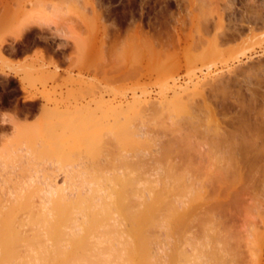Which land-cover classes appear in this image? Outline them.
I'll list each match as a JSON object with an SVG mask.
<instances>
[{"label":"rangeland","instance_id":"obj_1","mask_svg":"<svg viewBox=\"0 0 264 264\" xmlns=\"http://www.w3.org/2000/svg\"><path fill=\"white\" fill-rule=\"evenodd\" d=\"M207 1L209 2V0ZM211 1L209 5L212 8L218 1V5L216 4L215 7H222V9L218 8L220 12H222L224 5L228 4L223 10V12L229 10L228 14L223 13L225 15L223 20L225 27L222 26L223 23L221 26L228 30L232 28L231 22H225L231 21L232 17L234 25L236 24L237 27L243 25V30L239 32L241 35L236 36L235 33V37L229 39L223 37L220 39L219 37L217 39L218 36L215 35V32L213 35L212 31L211 36L207 34L206 36L203 35L204 37L183 35L179 39L175 34L174 21L171 19L173 15L171 12L175 14L178 11L175 1L172 0H162L163 22L161 25L158 20L159 0H0V40L3 37L7 40L2 48V56H0V117H2L0 119V123H2L0 124V152L8 150V154L0 157V220L9 218L10 213L17 220H21L23 215L27 216L31 205L35 209L38 201L41 200V192L38 190L41 187H47L42 182L48 175H56L58 185L65 186L66 179H69L64 171L67 167V169H74L75 172H72L75 176L73 181L76 182L74 185L82 189L86 183L97 179L94 178L93 180L96 174L99 175L97 177L101 182L97 181L100 192L105 196L104 191H108L109 194L113 185L110 180L112 177L115 179L114 172L116 170L114 169L118 170V167H114L117 166V163L124 165V161H127L126 164L129 165V168H124V171L128 169L130 173L128 174L127 170L126 174L124 171H122L123 174L119 173L122 169L116 173L122 175L123 178L127 175L124 181L125 183L129 181L126 186L130 185L131 187H125V190L122 191L132 198L136 202H134L135 204H139L138 202L141 201L152 202L155 199L152 196L153 193L157 196L160 194L161 198L164 196L158 205V209H162L161 212L163 211L164 215L159 216L160 209L155 207L153 213L156 212L157 217H159H155V221L151 223L163 225L157 227L154 224L155 226L152 225L149 228L151 225L149 224L148 230H146L153 237H147L151 240V242L148 241L150 246L147 245V242L143 244L152 250L150 253L155 255L156 260L154 257L155 262L151 260L155 264H171L173 261L175 263L180 253H177L178 251L187 252L189 253L188 257L190 255L192 257V259L190 258L191 262L185 261L184 253H181L183 257L180 254L179 261L182 264H264V147H262L263 150L259 148L251 150L246 145L244 146L243 138L238 136L237 140L235 138L230 139L238 141L236 146L233 145L226 152L216 153L206 151L208 144L201 140L206 134L204 130L208 125L210 136L215 134L217 130L219 136L223 138V136H229L231 133L228 132L232 130V133L236 132L242 137V133L238 129L255 122V114L252 111L250 113L249 110L237 113L236 108L234 109L236 114L234 110L232 115H224L221 112L216 114L219 110L218 108L215 109V106L216 101H223L224 99L227 101L228 97L236 96L239 92L246 91L247 88L253 90V93L258 92L257 96L254 94L257 99L258 97L259 99L262 98V94L264 95V23L261 20L255 21L253 19L259 25L254 23L250 16L255 18L256 15L249 11L251 7H255V5L257 7V4L264 6V0H228L230 3L234 2L230 4L231 7H229L227 0L225 2L224 0ZM250 4L252 6H249ZM56 6L60 14L57 15L56 22H52L47 17H53ZM230 12L233 15L229 14ZM246 15L249 17H247V21H245ZM248 20L250 22L247 24ZM44 21L45 23L51 22L50 24H55L63 30L70 41L53 40L51 33L55 30V26H52L51 29L44 28L42 30L39 25H35V23ZM244 21L246 25H244ZM227 23H230V28H227ZM252 24L253 26L249 29L248 26ZM236 25L235 32H238L237 30H241V27L237 29ZM186 28L184 27V29ZM20 33L22 35L18 39ZM41 37L47 39H41ZM59 43H66L68 46L57 51V44ZM67 57H70L71 61L66 59ZM219 80L224 83L219 85ZM217 81L221 87H217ZM226 84L228 85L226 86ZM175 92L178 95H175ZM180 96L182 97L180 103L184 101V104L177 105L176 100L179 101ZM190 98L193 100L190 101ZM170 99L175 101L178 107H181L177 108L178 110L176 107H170L168 104ZM205 99L207 107L211 104V109L213 108L215 112H209L204 108L203 101ZM193 102H196V106L201 110L204 111L205 109L206 114H204L208 118L203 117L204 114L202 115L204 129L202 126V128L199 127L197 134L195 129L191 131L193 127L189 125L195 120L193 118L195 116L193 115L194 109L191 105ZM133 103L138 104L135 110L136 115H134V111L130 112L129 120L132 119L131 116L133 115L135 120H132L133 125L129 124V128L134 129L132 126L136 124L141 131V136L138 141L136 140L139 143H137L138 147L135 145L136 141L131 142V148L135 146V149L133 148L132 151L129 149L128 154L127 149L129 147L126 148V153L123 150L122 142L118 143V140L124 139L116 138L118 136L116 134L122 133L119 130V125L126 124L125 118L119 122L116 120V124L112 125L114 119L119 118L114 114L112 115L111 111L109 113V107L106 106L114 105L116 107L122 104L119 106L128 107L129 104ZM139 105H141L140 108ZM54 108L67 114L63 115L62 112V115L57 114L48 117L51 115L49 114L50 110H56ZM181 108L183 109L181 110ZM77 111L85 113L84 116ZM59 115L64 117L61 119ZM252 115L254 119H251L253 118ZM224 116H228L227 118L230 116L229 120ZM235 116L241 120H237L238 117ZM71 117H73L72 120ZM75 118L76 121H74ZM233 120L235 121L233 122ZM217 122L221 123L218 124L220 128L216 126ZM230 122H233V126ZM223 127L228 129L226 133L224 131L227 129L221 130ZM114 131L118 132L115 133L116 137ZM200 131H204L202 135ZM221 131L225 133L223 136ZM205 136V138L208 137V135ZM128 137L129 141L132 137L129 135ZM205 141L207 142V140ZM47 143L49 144L48 147L46 146ZM27 147H32L33 155L35 154L34 156L30 154V159L24 158V150ZM57 150L59 152L62 150L66 155H62L63 152H58L61 154L58 155ZM47 151L53 152V154L50 155ZM49 156L50 158L46 159ZM52 157L56 159L54 160ZM49 159H53L54 162L49 161ZM130 164H132L133 169L136 167L134 171L137 175L133 174L134 171L132 168L130 169ZM123 165L119 166V169ZM138 168L140 173H137ZM93 174L95 176H92ZM128 175L138 182L135 179H130ZM134 175L138 176L137 178H140L141 181ZM130 180L134 181L133 184ZM31 183H35L39 189L35 188V185L33 188H29ZM108 183L111 185L109 184V186ZM68 184H72V181ZM133 185H135L136 190L138 186L142 185L139 188L142 189V192L137 190L138 195L142 194L139 195V198L135 197ZM31 189H36V193L33 192L32 197L28 195L24 198L27 194L25 192L31 191ZM23 198L28 201L33 200L35 204L32 201L27 202V204ZM143 204L139 205L142 206ZM139 205L137 209H144V206L140 207ZM133 206L134 204L131 209L134 208ZM171 207L182 212L181 218L173 219V221L172 218L170 219ZM33 214H29L31 216L28 215L25 225L20 227V230L22 228L24 231H28L30 228L32 236L30 231L19 232L21 235H17H20L23 241H18L20 238L15 236L18 238L16 242V238L12 237L15 239H10L13 242L9 241V245L12 244L10 247L8 245L11 250L9 251L6 247L8 249L6 253L11 252L14 248L12 252L21 256V252L27 251L26 249L29 247L25 242L30 239L34 240L33 237L38 235L37 233L36 235L32 234L35 232L31 229L34 225L29 224L33 220L31 217L35 216ZM101 215L106 216L107 214L97 215L86 225L91 226L87 232L90 233V230L93 229L88 237L90 252L85 250L89 252V255L84 254V250L83 252L75 250L76 252L72 255L70 253L82 243L79 240L80 244L77 242L78 245H75V241L81 235H86L82 232L81 235L78 234L80 236L78 238L77 234L75 235L76 239L73 235L69 236L73 237L75 241L66 239L68 238L66 236V240L75 242V246L71 245L74 243L72 241L68 243V248L69 244L73 247L70 246L69 257L64 254L65 248H62L64 239L58 245L55 244L57 247L53 245L54 249L49 247L52 249L51 251L54 250L53 259H51L52 256L49 257L50 261L48 259L50 264H64L70 255L73 256L80 252L85 257L92 255L91 258L93 257L92 259L97 261L99 259L97 258L98 251L95 252L94 244L91 241L97 237L96 239L100 243L102 241L99 245L103 246V249L105 244H109V241L106 243L107 238L104 236L106 229L103 230V234V228H100L102 222L99 223L101 225L97 224ZM107 217L109 219V214ZM164 217L171 222L166 223L168 220L165 221ZM57 218H59L58 222L55 221L57 224L59 223V226L56 225L58 229L61 225L63 227V224H66V219L62 212L59 216L57 215ZM119 218L121 219V217ZM80 220L82 221V219ZM80 220H78L79 223ZM127 222H125L126 229H130L131 223ZM173 225L177 227L174 230ZM68 226L70 228L69 224L63 229L70 230ZM62 227H60V231H62ZM60 231L58 232L60 235L64 231L65 234L67 232L66 229ZM27 233H29V236L27 235L28 240L26 239ZM47 235L46 232L45 236ZM60 235L58 238L61 239ZM54 236L56 238L55 234ZM107 236L109 238V235ZM129 239L131 241H129L130 247L128 248L131 249V252L133 249L138 250V253L145 250H142L141 247V249L132 247L134 243L137 245L134 235ZM84 243L88 242L85 241ZM140 244L141 242H138V247ZM86 247L88 248V246ZM149 248L148 252L144 251L143 256L149 253ZM118 249L120 251L122 247ZM129 250L127 252L125 249L121 251H125L122 253V258L124 254L128 256V253H131ZM105 252L104 257L107 254ZM135 252H133L134 257L139 255L142 257V253L137 254L136 252L135 254ZM28 253L25 252L24 256ZM102 255L99 254L98 257ZM149 255L145 257L147 258ZM2 256L1 252L0 264H5V262L7 264H28L23 258L17 259L18 261L15 259L16 262L11 260L13 262L9 263L3 260ZM24 256L22 255V257ZM169 256L172 257L170 262ZM65 257L68 258L63 260ZM134 257H132L134 263L129 257H124V261L120 260L123 263L135 264L138 259H141L139 257L134 260ZM102 259L104 258L100 260L102 261ZM108 260L102 262L110 263ZM48 261L45 260L47 264ZM84 261L87 262L85 264H90L89 260ZM41 262L37 261L38 264ZM115 262L111 263L114 264ZM117 262L119 263V260ZM140 262L142 264L141 260ZM153 262L152 264H154ZM73 263L70 262V264Z\"/></svg>","mask_w":264,"mask_h":264},{"label":"bare ground","instance_id":"obj_2","mask_svg":"<svg viewBox=\"0 0 264 264\" xmlns=\"http://www.w3.org/2000/svg\"><path fill=\"white\" fill-rule=\"evenodd\" d=\"M172 1H175V3H176V5H177V10L178 11H176L177 13H173V12H171L170 14L172 15V20L174 21V24L173 25H175V28H174V30H175V34L178 36V38L180 37V36H183V35H185V36H206V34L209 36H211L212 35V33H213V35H214V32H215V35L216 36H218L217 37V39L220 37V39H221V37H223L224 39H229V38H232V37H235V33H236V36L238 35H241V33H239L240 31H242L243 29H242V26L243 25H240L239 27H237V25H236V28L237 29H239L240 27H241V30L239 29V30H237L238 32H235V25H234V23L232 22V17H231V15H233V14H231L232 12H230L229 14H231V15H229L230 17H231V21L230 20H228V21H225V22H231V27L232 28H230V23H227L226 24V26H227V28H230L229 30L228 29H223V27L222 26H224V22H223V20L225 19V15L223 14V13H227L228 14V11L229 10H225L224 12H223V10L224 9H226V6H228V4H226V5H224V8H223V10H221L222 12H220V10L218 9V8H220V7H215V5L217 4V2L218 1H216V4L214 5L213 3H212V6L214 5V8H212V7H210L211 5H209V4H211V0H209V2L207 1V0H172ZM214 1V0H213ZM228 1V0H227ZM226 1V2H227ZM232 1V0H231ZM234 1V0H233ZM159 4H160V10H159V23H160V25L162 24V22H163V19H162V17H163V7H162V0H159ZM224 2H225V0H224ZM228 3H229V5L230 4H233V3H230L229 1H228ZM220 4V3H219ZM255 4V3H254ZM218 5V4H217ZM219 6H221V5H219ZM249 6H252L251 4L249 5ZM263 8H262V7ZM52 7V6H51ZM229 7H231V5L229 6ZM254 7V6H253ZM253 7H251L250 8V12L253 14V15H256L255 16V18H253L254 16H250V18H252V21L254 22V23H257V22H255V21H262L263 23H264V6L263 5H260L259 6V4H257V7H256V5H255V7L253 8ZM259 7V8H258ZM261 7V8H260ZM216 8V9H215ZM215 9V10H214ZM218 9V10H217ZM220 9H222V7L220 8ZM227 9H228V7H227ZM217 10V11H216ZM172 11V10H171ZM231 11V10H230ZM165 13V12H164ZM217 14V15H215V14ZM58 14H60V12H59V9H58V7L56 6L55 7V10L53 11V17H47L49 20H51L52 22H56V17H58L57 15ZM224 15V16H223ZM240 15V14H239ZM166 17V16H165ZM224 17V18H223ZM247 15H246V18H245V21H247ZM249 18V17H248ZM41 19H43V18H41ZM166 19V18H165ZM230 19V18H229ZM255 21H254V20ZM157 20V19H156ZM244 20V19H243ZM250 21H251V19H249ZM248 20V22H247V24L250 22ZM46 21V20H45ZM44 21V22H45ZM244 21V25H246L245 22ZM243 22V21H242ZM51 23V22H50ZM49 23V24H50ZM223 23V25L221 26V24ZM258 24V23H257ZM170 25V24H169ZM259 25V24H258ZM222 28H221V27ZM248 26V25H247ZM251 26H253V24L252 25H249L248 26V28L249 27H251ZM174 27V26H173ZM184 27H187L186 29H184ZM225 27V26H224ZM234 27V28H233ZM254 27H256L255 26V24H254ZM223 29V30H221V29ZM245 28H246V26H245ZM162 29H163V27H162ZM247 29V28H246ZM250 29V28H249ZM164 30V29H163ZM226 30H228V31H226ZM213 31V32H212ZM231 31V32H230ZM255 31V30H254ZM212 32V33H211ZM256 32V31H255ZM23 33V32H22ZM210 33V34H209ZM238 33V34H237ZM243 33V32H242ZM21 33H20V35H18V39H19V37L21 38ZM169 35V34H168ZM199 36V37H200ZM203 36V37H204ZM258 36V35H257ZM212 37H214V36H212ZM4 38V37H3ZM1 38L2 40H0V56H2V48H3V45H4V43H6L7 42V40H6V38ZM215 38V37H214ZM179 39H181V38H179ZM12 44V43H11ZM211 48V47H210ZM211 50V49H210ZM219 77V76H218ZM23 78V77H22ZM244 78V77H243ZM215 79H217L218 80V78H215ZM215 79H214V81H215ZM220 79V78H219ZM23 80V79H22ZM221 80V79H220ZM220 80H219V85L220 84H222V83H224V82H220ZM223 80V79H222ZM221 80V81H222ZM224 81V80H223ZM259 82V81H258ZM261 82V81H260ZM254 83V82H253ZM217 87L219 86L218 85V81H217ZM228 84H226V86H227ZM222 86H224V85H222ZM212 87V86H211ZM219 87H221V86H219ZM182 89V88H181ZM213 89V88H212ZM251 89H252V87H251ZM184 90V89H183ZM239 90H240V88H239ZM236 91H238V90H236ZM253 91V90H252ZM249 88H247L246 89V91H242V92H239L238 94H236V96H232V97H228V99L229 100H231V98H232V100L231 101H229L228 99H227V101L224 99L223 101H216V106H215V109H217L218 108V112H216V114L217 113H223L224 115H228V114H231L232 112H233V110L234 109H236L237 108V110L236 111H238L237 113H239L240 111H248L249 110V113L252 111L255 115V122L253 123V124H250V125H248V126H244L243 128H240V129H238L239 131H241V133H242V137H241V134L239 135V134H237L236 132V134L235 133H232L231 131H229L228 133H231V134H229V136H226V137H224L223 136V134H225L227 131H228V129L226 128V127H223V129H221V130H223L224 131V129H227V130H225L224 132H222L221 134H222V136H223V138H221L219 135V133H218V131L216 130V132H215V134L213 135H211L210 136V134H208L209 132H210V130H208L209 129V125H208V127L207 128H205V135H208V137L207 138H205L206 136L204 135V140H203V138L201 139L202 141H204L205 143H207L208 144V147L206 148V151H212V152H221V151H224V152H226L228 149H230L233 145H235L236 146V142H238V141H236L237 140V137L238 136H240V138H243L242 140H243V142H244V146L246 145V147H248L249 149H257V148H259V149H262V147H264V95L262 94V98H260L259 99V97H258V99H257V93H253ZM257 91V90H256ZM178 92V91H177ZM185 92L187 93V90L185 89ZM176 93V92H175ZM180 94H182V93H180ZM192 94V93H191ZM254 94H256V96H254ZM261 94V93H260ZM175 95H178L177 93L175 94ZM185 95V94H184ZM224 95V94H223ZM234 95V94H233ZM189 96V95H188ZM229 96V95H228ZM33 97V96H32ZM35 97V96H34ZM190 97V96H189ZM223 97V96H222ZM227 97V96H226ZM182 97L180 96L179 97V101L178 100H176L177 101V105L179 104H181V103H183L184 104V101L183 102H181L180 103V99H181ZM184 98V97H183ZM188 98V97H187ZM192 98H190V101H192L191 100ZM218 99V98H217ZM182 100V99H181ZM195 100V99H194ZM171 99L169 100V106L170 107H172V108H175L176 107V109L178 108H180V107H178L177 105H176V102L175 101H171ZM187 102H188V100H187ZM209 102H211V101H209ZM138 104V103H137ZM137 104L136 103H133V104H129L128 105V107L126 108V107H123V106H119V105H122V104H119V105H115L116 107H114V105L112 106V105H110V106H106V107H109V113H110V111L112 112L111 114L113 115H115L117 118H119V119H114V122H113V124L112 125H114V124H116V122H119V121H121L122 120V118H125V123L126 124H123V125H119L120 127H119V130L122 132V133H120V131L119 130H117L120 134H122V135H120V134H116V136L118 135H120L119 137L117 136H115V133H118L117 131L115 132H113L114 133V136L116 137V138H122V139H124V140H122V141H120V140H118L119 142L118 143H120V142H122V144H123V146H124V148H123V150H125V152L127 153V151H128V154H129V152H130V150L132 151V149L135 147V146H133V148H131L132 146H131V142H133V141H138L139 140V138H140V136H141V131L137 128V126H136V124H134V126H132L133 124L131 123V122H133L135 119H133V118H135L134 117V115H136L135 114V110H136V108H137ZM198 104V103H197ZM212 104H213V102H212ZM186 105V104H185ZM184 105V106H185ZM188 105V104H187ZM193 107V109H194V114L193 115H195L193 118L195 119V120H193L192 122L191 121H189V122H191V123H189V125L190 126H192L193 128V130H191V131H194V129L196 130V134H197V129H199V127H203V123L204 122H202L203 120V118H202V115L205 113L206 114V112H204L205 111V109H204V111L203 110H201V108H199V107H197L196 106V102H193V104H191ZM203 105H204V108H206V110L207 111H209V112H212L213 113V111H214V109L212 108L211 109V104L207 107V101H206V99L203 101ZM140 106L141 105H139V108H140ZM166 106V105H165ZM213 106V105H212ZM164 107V106H163ZM185 108L187 109V107L185 106ZM190 108V107H189ZM51 109V108H50ZM54 109H56V108H54ZM177 109V110H178ZM183 108H181V110H182ZM46 110V109H45ZM56 110H58V109H56ZM56 110H48L49 111V114H51L50 116L48 115V117H53V116H55V115H57V114H61L62 115V112L63 111H61L60 112V110H58V111H56ZM185 110V109H184ZM188 110V109H187ZM190 110H192V109H190ZM48 111H46V112H48ZM55 112V113H52V112ZM134 111V115L133 116H131V120H129V117H130V112H133ZM236 111L234 110V112H235V114H236ZM51 112V113H50ZM59 112V113H58ZM77 112H81V111H77ZM215 112V111H214ZM107 113H108V109H107ZM241 113V112H240ZM67 113H64L63 112V115H66ZM70 114V113H69ZM79 114H83V112H81V113H79ZM79 114L77 113V115L79 116ZM85 114V113H84ZM84 114H83V116H84ZM203 115V117H206V115ZM211 114V113H210ZM72 115V114H71ZM80 115V116H81ZM109 115V114H108ZM132 115V114H131ZM138 115V114H137ZM191 115V114H190ZM214 115V114H213ZM232 115V114H231ZM230 115V116H231ZM60 116V115H59ZM75 116H76V113H75ZM188 116V115H187ZM211 116V115H210ZM230 116H229V118H230ZM242 116V115H241ZM254 116L252 115V117L253 118H251V119H254ZM58 117V116H57ZM61 117V119H62V117H64V116H60ZM60 117H58V118H60ZM70 117V116H69ZM216 117V116H215ZM227 120H229V118H227L226 116H224ZM235 117H238V116H235ZM249 117V116H248ZM67 118V117H66ZM72 118L73 117H71V120H72ZM78 119H79V117H77ZM186 118V117H185ZM192 118V117H191ZM207 118V117H206ZM224 118V119H225ZM250 118V117H249ZM68 119V118H67ZM81 119H82V117H81ZM187 119V118H186ZM208 119V118H207ZM207 119H206V121H207ZM209 119H211V118H209ZM214 119V118H213ZM222 119V118H221ZM220 119V122H222V120ZM233 119H235L236 120V118H233ZM239 119V117L237 118V120ZM71 120H68V121H70V122H72ZM117 120V121H116ZM133 120V121H132ZM235 120H233V122L235 121ZM241 120V118L239 119V121ZM68 121H66L67 123H68ZM74 121H76V118H75V120ZM111 121V120H110ZM116 121V122H115ZM204 121H205V119H204ZM209 121V120H208ZM251 121V120H250ZM130 122V123H129ZM223 122H225V121H223ZM233 122H230V124H232V126H233ZM252 122V121H251ZM251 122H249V123H251ZM248 123V122H247ZM45 124V123H44ZM129 124H132L131 126L132 127H134V129H130L129 128ZM210 124V123H209ZM213 124V123H212ZM218 124H221V123H219V122H217V124H216V126H219V128H220V125H218ZM68 125V124H67ZM214 125H215V122H214ZM213 125V126H214ZM236 125V124H235ZM130 126V127H131ZM189 126V128H191ZM210 126H212L211 124H210ZM113 127H115V126H113ZM136 127V128H135ZM201 127V128H202ZM241 127V126H240ZM222 128V127H221ZM229 128V127H228ZM50 129V128H49ZM113 129V128H112ZM203 129H204V127H203ZM200 130H202V129H200ZM208 130V131H207ZM219 130V129H218ZM230 130V129H229ZM108 131V130H107ZM112 131V130H111ZM111 131H109V133L111 134ZM204 131H200L201 132V135H202V133L204 132ZM238 132V131H237ZM195 133V132H194ZM218 133V134H217ZM238 133H240V132H238ZM124 134V135H123ZM198 134H199V131H198ZM128 135L129 136H131L132 138H130V140L128 141V139H129V137H128ZM192 135V134H191ZM227 135V134H226ZM125 136H127L126 138H125ZM210 136V137H209ZM235 136V137H234ZM114 137V138H115ZM124 137V138H123ZM220 137V138H219ZM209 138V139H208ZM231 138H235L236 140H230ZM132 139V140H131ZM239 139V138H238ZM117 140V139H116ZM205 140H207V142L205 141ZM208 140H210V141H208ZM242 140H241V142H242ZM125 143H124V142ZM136 141V143H135V145L137 146L139 143ZM199 141V140H198ZM201 141V142H202ZM130 144H129V143ZM200 142V143H201ZM241 142L239 141V143H240V146H241ZM45 143V142H44ZM134 143V142H133ZM138 143V144H137ZM122 144H120V145H122ZM127 144H128V146H127ZM204 144V143H203ZM125 145H126V147H125ZM130 145V146H129ZM47 147L49 146V144L47 143V145H46ZM206 146V145H205ZM238 146H239V144H238ZM127 147H129L128 149H127V151H126V148ZM138 147V146H137ZM245 147V148H246ZM241 148H242V146H241ZM130 149V150H129ZM135 149V148H134ZM205 150V149H204ZM263 150V149H262ZM8 150H4V151H1L0 152V157H4L6 154H8V152H7ZM46 151V150H45ZM45 151H43V153L45 152ZM53 151V150H52ZM122 151V150H121ZM239 151V150H238ZM7 152V153H6ZM24 152H25V155H24V158H29L30 159V157H29V155L31 154V155H33V151H32V147H30V148H25V150H24ZM47 152H49V151H47ZM59 151L57 150V153H58ZM60 152L62 153L63 151L62 150H60ZM59 152V153H60ZM66 152V151H65ZM125 152H124V154H125ZM259 152V151H258ZM264 152V151H263ZM46 153V152H45ZM58 153V155H61V154H59ZM49 154L50 155H52L53 154V152H49ZM65 153L63 152V154L62 155H64ZM67 154H69V153H67ZM127 154V155H128ZM35 155V154H34ZM33 155V156H34ZM44 155V154H43ZM55 155V154H54ZM66 155V154H65ZM127 155H125V156H127ZM249 155V154H248ZM38 156H39V154H38ZM7 157V156H6ZM36 158V157H35ZM48 158H50V156L49 157H47L46 159H48ZM53 158V157H52ZM38 159H39V157H38ZM54 160L56 159V158H53ZM53 159H49V161H52V162H54V160ZM258 159V158H257ZM263 161V160H262ZM120 162V161H119ZM125 162V163H124ZM122 161V163H124V165L123 164H121V165H123L120 169H119V166H121V165H118V163H117V166L116 167H114V168H117L118 167V170L117 169H114V170H116L115 172H114V174L116 175H114L115 176V179H112L111 178V180H110V182L113 184L112 185V187H111V189H110V191H109V194L107 193V192H105L104 191V193L106 194L105 196H103L102 195V193L100 192V186H99V184H98V181H100L101 182V180L97 177V176H99V175H97L96 174V176L93 174L92 176H95V177H93V180H94V178L96 179L95 181H91V182H88V183H86L84 186H83V189L82 188H79V187H77L76 185H74L76 182H74L73 180H74V178H75V176H74V173H72V172H75V171H73V170H71V169H67L66 168V170H64L65 171V174H66V176H67V178H69V179H66V185L65 186H59L58 185V182H57V180H56V175H48L46 178H45V181L44 182H42V184H45V185H47V187H41L40 188V190H38V191H40L41 192V200L40 201H38V205H36V207H35V209H34V207L32 208V205L30 206L31 208H30V210L28 211V213L29 214H33L35 211H36V213H34L35 214V216H33V217H31V219L33 218V220L29 223V224H31L32 226V228L31 229H33V230H35V232H32V234H35L36 235V233L38 234V235H36L35 237H36V239H35V237H33L34 238V240H28L27 239V235L29 236V233H30V235H31V230H30V228H29V230L27 231V230H22V228H21V230H20V227L21 226H24L25 225V223H26V219H27V217H29V216H31V215H29L28 213L26 214L27 216H25V215H23V218L20 216V219L21 220H17L13 215H11V213H10V215H8V217L9 218H7V219H3V220H0V255H1V252H2V259L3 260H6L7 262H13V261H11V260H21L22 258L24 259V261L26 260V263H28V264H36L37 263V261H39V262H41V259H43L42 260V262H41V264H44V263H46L47 264V262H45V260L46 261H48V259H49V261L51 260V259H53V257H54V255L52 254V253H54V250L53 251H51L52 249H54V247H53V245H58V243H60V241L62 240V239H64L63 241H64V246L62 245V248H65L64 250V254H67L66 256H68L69 257V255H68V252H69V249L75 244V242H76V244L75 245H78L77 244V242L79 243V240H80V243H81V241H82V243L78 246V248H74V250H73V252L71 251L70 253H71V255H72V253H75L76 251H81V252H83V250H84V254H86V255H89V250L91 249L89 246H90V242L88 241V237H89V235L91 234V230H93V229H91L90 230V233L89 232H87L88 231V229H89V226H86V225H88L89 224V222H90V220L91 219H94L95 217H97V215H99V214H102V213H105V214H109V219H108V217H107V215L106 216H104V215H101V217H100V220H99V222H97V224H99V223H101L102 222V225L101 224H99V225H101V227L100 228H103L102 229V233H103V230L105 231V229H106V231L108 230L109 232H104L105 234H107V235H109V238H108V236L107 235H105L104 233V236H105V238H107V240H106V243H108V241H109V244H105L104 245V249H103V246L101 247L99 244H101L102 243V241H101V243H100V241L98 240V239H96L95 238V240H92L91 242L94 244L93 245V248H94V250H95V252H97V258H99L97 261H95V259H92L91 258V256L92 255H90L89 257L87 256V257H85V255H82L83 253H77V254H75V255H73V256H71L70 255V258H68V257H65L63 260H65L66 258H68V260L66 259V261H65V263L64 264H67V262H69V264H70V262H76L75 264H81V263H83V261L84 260H89V263L90 264H110L111 262H115L114 264H128V263H123L122 261H124V257H129V259L130 258H132V257H134L135 255H133V252H137V254H141L142 253V257H140V255L138 256V257H134V260H136L135 258H141L140 260L142 261V264L143 263H145V261H147L146 263L148 264V261L149 260H153V257L155 256V255H152V253H150L152 250L149 248V247H147L146 246V244L145 245H143L144 243H146L147 242V245L148 246H150V243H148V241L150 240L149 238H152L153 236L151 235V233H149L147 230V226H149V224H151L153 221H155L154 219H155V217L156 218H158L160 215L162 216V215H164V213H163V211L161 212V210L162 209H158V205H159V202L160 201H162V199L164 198V196L161 198V195L159 196H157L155 193H153V195L152 196H154L155 197V199L152 201V202H150V203H146L145 201H141V202H138L139 204H143L144 202L146 203H144L142 206H140L139 204H135L136 202L135 201H133L132 200V198H130V197H128L127 196V194L126 193H124L122 190H125V187H129V186H126V184H129V183H127V182H129V181H127L126 183H125V181H124V178H126V176L127 175H125L124 176V178L123 177H121L120 176V172H121V174H123V172L122 171H124V168H127L129 165L128 164H126V163H128L127 161ZM116 165V164H115ZM132 164H130V169L132 168V166H131ZM134 166V165H133ZM135 167V166H134ZM73 168V167H72ZM129 168V167H128ZM136 168V167H135ZM134 168V169H135ZM122 169V170H121ZM134 169L132 168V170L134 171ZM119 170H121V171H119ZM127 170V172H128V174L130 173V171L128 170V169H126ZM126 170L124 171V173L126 174L127 172H126ZM131 170V171H132ZM136 170V169H135ZM138 170H139V168L137 169V173H140V172H138ZM117 171H119V173H118V175H119V177H118V175H117ZM140 171V170H139ZM93 172V171H92ZM72 174V175H71ZM133 174H135V175H137L136 174V171H134L133 172ZM87 175H88V173H87ZM90 175V174H89ZM110 175V174H109ZM132 174H130V176H131ZM134 175V176H135ZM138 175H140V174H138ZM112 176V175H111ZM130 176L128 175V177L130 178ZM141 176V175H140ZM123 178V180H121V178ZM132 177H133V175H132ZM131 177V178H132ZM136 177V176H135ZM138 177V176H137ZM136 177V178H137ZM130 178V179H131ZM88 180H90L89 178H87ZM135 179V178H134ZM133 178H132V180H134ZM137 179H139V181H141V179L140 178H137ZM98 180V181H97ZM72 181V184H68L69 182H71ZM109 181V180H108ZM124 181V182H123ZM131 181V180H130ZM135 181H137L138 182V180H136L135 179ZM35 182V181H34ZM133 182L134 181H131V184H133ZM125 185H124V184ZM101 184H103V183H101ZM110 183H108V185H109ZM120 184V185H119ZM136 184V183H135ZM139 184H141V183H139ZM30 185V187L29 188H33L34 187V185H35V188H37V189H39L38 188V186L35 184V183H31V184H29ZM111 185V184H110ZM109 185V186H110ZM37 186V187H36ZM120 186V187H119ZM134 186V189H135V197H138L139 198V195H142V194H139L138 195V192H142V189H139V188H141V186L142 185H140V187L138 186L137 188V190H138V192H137V190H136V187H135V185H133ZM137 186V185H136ZM131 187V186H130ZM179 187V186H178ZM82 189V190H81ZM132 189H133V187H132ZM134 189H133V191H134ZM36 189H31V191H26L25 192V196H24V198L26 197V196H28V195H30L31 196V194H33V192H34V194L36 193V191H35ZM102 190V189H101ZM141 190V191H140ZM176 190V189H175ZM37 191V193H40V192H38ZM126 191H127V189H126ZM128 191H129V188H128ZM169 191H170V189H169ZM172 191V190H171ZM28 192H30V193H28ZM130 192H131V188H130ZM154 192H155V189H154ZM156 192H157V190H156ZM159 192H162V191H159ZM175 192V191H174ZM178 192V191H177ZM103 193V194H104ZM134 193V192H133ZM108 194V195H107ZM22 196V197H23ZM157 196V197H156ZM18 197V196H17ZM21 197V198H22ZM32 197V196H31ZM154 197H151V198H154ZM23 198V200H25ZM130 198V199H129ZM150 198V197H149ZM21 200V199H20ZM22 200V201H23ZM133 202H132V201ZM17 201V200H16ZM21 201V202H22ZM33 203H34V201L33 200H31ZM30 200L28 201L27 199L24 201L25 203H29V202H31ZM137 201H139L138 199H137ZM130 202H131V204H130ZM135 202V203H134ZM165 202V201H164ZM25 203H24V205H25ZM27 203V204H28ZM19 205L21 204V203H18ZM23 204V203H22ZM35 204V203H34ZM33 204V206H35ZM134 204V208H138V205L140 206V207H143L144 206V209H135L134 210V208L133 209H131L132 208V205ZM23 205V206H24ZM177 205V204H176ZM15 206H17V205H15ZM14 206V207H15ZM26 206V205H25ZM155 207H157V209L160 211V213H163V214H160V213H158L159 214V216L157 217V213L156 212H154V213H156V214H154L153 213V209L155 208ZM25 208V207H24ZM28 208V207H27ZM166 208V207H165ZM15 209V208H14ZM169 209V208H168ZM35 210V211H34ZM166 210V209H165ZM34 211V212H33ZM155 211H156V209H155ZM13 212H14V210H13ZM16 212V211H15ZM62 212V214L64 215V218L66 219L65 220V222H66V224H63V227L65 226L66 227V225H69L70 224V228H69V226H68V229H70V230H67V228H64V229H66V234L64 233V232H62L64 229H63V227H62V225L60 226V227H62L61 229H62V231H60L59 229H60V227H58V229H57V226L56 225H58L59 226V223L57 224L56 223V221L58 222V219L59 218H57V215L59 216V214ZM170 219L173 221V219H178L179 217L181 218V216L182 215H180L182 212H180V211H177L176 210V208L175 207H171L170 208ZM7 214V213H6ZM14 214V213H13ZM33 214V215H34ZM118 214V215H117ZM153 214H154V216H153ZM165 214H166V212H165ZM14 215H16V214H14ZM22 215V214H21ZM29 215V216H28ZM54 215V216H53ZM117 215V216H116ZM167 215V214H166ZM13 216V217H12ZM25 216V217H24ZM53 216V217H52ZM76 216H78V217H76ZM121 217V219L119 218V217ZM169 216V215H168ZM18 217H19V215H18ZM17 217V218H18ZM56 217V218H55ZM105 217V218H104ZM3 218V217H2ZM102 218V219H101ZM161 219H163V217H160ZM159 218V219H160ZM30 219V218H29ZM80 219H82V221L80 220ZM103 219H108V220H103ZM164 219H165V217H164ZM167 219V218H166ZM166 219H165V221H166ZM19 221L18 223H17V221ZM56 220V221H55ZM78 220H80L81 222L79 223L78 222ZM96 220V219H95ZM168 220V219H167ZM171 220L169 221H167L166 223H168V222H171ZM30 221V220H29ZM52 221H54V222H52ZM61 221H63V220H61ZM60 221V224H62V222ZM105 221V223H103ZM127 221H129L130 223H131V226H130V229H126V223L125 222H127ZM159 221H161V220H159ZM156 222H157V220H156ZM174 222H177V220H174ZM64 223V222H63ZM68 223V224H67ZM109 223V224H108ZM128 223V222H127ZM96 224V223H95ZM129 224V223H128ZM154 224H156L157 225V223H154ZM154 224H151L150 226H149V228H151V226L152 225H154ZM174 224V223H173ZM98 225V226H99ZM106 226V228H105V226ZM107 225H109V226H107ZM160 225H163V224H161L160 223ZM160 225H157V227H159ZM164 225H165V222H164ZM172 225V224H171ZM174 225H176V224H174ZM174 225H173V227H174ZM87 227V229H86V227ZM129 226V225H128ZM155 226V225H154ZM168 226V225H167ZM91 227V226H90ZM172 227V228H173ZM108 228V229H107ZM128 228V227H127ZM156 228V227H155ZM175 228H177L176 226L173 228V230L175 229ZM86 229V230H85ZM147 229V230H146ZM85 230V231H84ZM97 230V229H96ZM9 234L10 233V235L9 236H11L10 238H9V236H8V234L6 233V232ZM30 231V232H29ZM62 232L61 233V235L60 234H58V232ZM4 232V233H3ZM15 232V235H13V233ZM19 232H29V233H27L26 234V239L28 240H26L27 242H25L26 243V245L29 247V248H27L26 250L27 251H25V252H27L28 253V251L30 250V252L26 255V256H24L25 254V252L23 253V252H21V256H18L17 254H15L14 252H12L13 250H14V248H13V250L11 251V252H7L6 253V251H8V249H9V251L11 250L10 248H8V245H9V241L10 242H13V241H11L12 239H15L16 238V242H17V239L18 238H20L18 241H20V240H22L21 239V237H20V233ZM48 233V235L47 236H45V233ZM56 232V233H55ZM68 232L70 233L69 235H68ZM83 232V234L85 233L86 235H81V233ZM148 234H147V233ZM6 233V234H5ZM11 233H12V235H11ZM80 233V235H81V237L80 236H78V234ZM87 233H89V234H87ZM17 234H20L19 236L17 235ZM54 234L56 235V238H55V236H54ZM60 235L61 236V239L60 238H58L59 236L58 235ZM65 234V235H64ZM77 234V238L78 237H80L79 239H77V241H75L74 240V238L73 237H69V236H74L75 237V235ZM99 235V234H98ZM134 235V238H136V241L135 240H133V241H135V242H137L136 244L137 245H135V243L133 244V248H138V249H141L142 248V250L143 249H145L147 252H148V248H149V253L148 254H145V256H147V255H149V254H151V255H149L147 258L149 259H147L145 256H143V254H144V251H142L141 253H138V250H134L133 249V252H131V249L130 248H128V247H130V245H128V244H130V242L129 241H131L130 239H129V237L131 238L132 236ZM15 236H18V238L17 237H15ZM32 236V235H31ZM34 236V235H33ZM38 236V237H37ZM66 236H68V238H66ZM93 236V235H92ZM97 236V235H96ZM148 236H150L149 238H147ZM12 237H15V238H12ZM86 238L85 240L83 239V238ZM32 238V239H33ZM72 239V240H74V241H72V242H74V243H72L71 245L69 244V248H68V243H70L71 241L70 240H66V239ZM82 238V239H81ZM93 238V237H92ZM11 239V240H10ZM75 239H76V237H75ZM109 239V240H108ZM148 239V240H147ZM98 240V241H97ZM23 241V240H22ZM21 241V242H22ZM25 241V240H24ZM85 241H87L88 243H84ZM50 242H54V243H50ZM65 242H67V243H65ZM138 242L140 243L141 242V244H142V246H141V244L139 245V247H138ZM150 242H151V240H150ZM20 243V242H19ZM51 244L50 246L48 245V244ZM12 243H10V245H11ZM61 244H63L62 242H61ZM60 244V245H61ZM65 244H67V245H65ZM86 244V245H85ZM10 245H9V247H10ZM26 245L24 244V246L26 247ZM55 245V246H56ZM74 245V246H75ZM83 245H85L84 247H83ZM109 245V246H108ZM126 245V246H125ZM18 246V245H17ZM66 246V247H65ZM71 246V247H70ZM86 246H88V248L86 247ZM96 248H95V247ZM116 246V247H115ZM125 246V251L127 252L129 249V252H131L130 254L128 253V256H126L127 254H124V259L122 258V253H125V251H123V252H121L122 250H124L123 249V247ZM8 249H7V248ZM48 247V248H47ZM49 247H51V248H49ZM57 247V246H56ZM77 247V246H76ZM80 247H81V249H80ZM121 247H122V249H121ZM141 247V248H140ZM151 247H152V245H151ZM73 248V247H72ZM82 248H84V249H82ZM100 248V249H99ZM116 248V249H115ZM118 248H120L121 250L119 251V249ZM126 248H127V250H126ZM136 248V249H137ZM6 249V250H5ZM98 249V250H97ZM18 250H20V249H18ZM22 250V249H21ZM48 252H47V251ZM67 250V251H66ZM72 250V249H71ZM76 250V251H75ZM85 250H87V251H89V252H86ZM103 252H102V251ZM107 250V251H106ZM16 251V250H15ZM23 251V250H22ZM107 252V254H105V257H107L108 259H106L103 255H104V252ZM19 252V251H18ZM49 252H51L50 254H49ZM101 252L103 253V255L101 254ZM105 252V253H106ZM108 252H109V254H108ZM120 252V253H119ZM136 252H135V254H136ZM147 252H145V253H147ZM180 252V253H179ZM23 253V254H22ZM48 253V254H47ZM100 255H102V256H99L98 257V255L99 254ZM176 253V252H175ZM177 253H179L178 254V260L175 262L176 264H177V262L179 261V255L181 254V253H184V257H183V255H182V257L184 258V260L186 261H190L191 262V259H192V257H191V255H190V257H188V255H189V253H185L184 251L182 252V251H178ZM176 253V254H177ZM154 254V253H153ZM171 254H172V252H171ZM175 254V255H176ZM22 255L24 256V257H22ZM47 255V256H46ZM81 255V256H80ZM173 255H174V253H173ZM172 255V256H173ZM180 255V256H181ZM187 255V256H186ZM46 256V257H45ZM52 256V258L50 259L49 257H51ZM65 256V255H64ZM76 256V257H75ZM80 256V257H79ZM132 256V257H131ZM137 256V255H136ZM157 256V255H156ZM48 257V258H47ZM76 258V259H74V258ZM78 257V258H77ZM144 257H145V259H144ZM152 257V258H151ZM176 257V256H175ZM19 258H21V259H19ZM47 258V259H46ZM80 258V259H79ZM81 258H82V260H81ZM89 258V259H88ZM96 258V259H97ZM101 258H104V259H102V261H104V260H106V262H107V260H108V262L110 261V263H104V262H102L100 259ZM157 258V257H156ZM172 257H170L169 256V262L172 260L171 259ZM191 258V259H190ZM70 259V260H69ZM78 259V260H77ZM120 259H122V261L120 260ZM143 259H144V261H143ZM154 259H155V257H154ZM8 260H10V261H8ZM16 260H15V262H16ZM17 260V261H18ZM62 260V261H63ZM71 260H73V261H71ZM76 260V261H75ZM90 260H93V261H90ZM117 260H119V263L117 262ZM131 261H133V258L132 259H130ZM140 260L138 259V261H137V263H135V264H140L141 262H140ZM151 260V261H152ZM156 260V259H155ZM155 260H153L154 262H155ZM176 260V259H175ZM23 261V260H22ZM48 261V262H49ZM78 261V262H77ZM120 261H121V263H120ZM128 261V260H127ZM151 261H149V264L151 263L152 264V262ZM94 262V263H93ZM129 262V261H128ZM136 262V261H135ZM153 262V263H154ZM22 263V262H21ZM73 263V264H74ZM85 263H87L86 261H84V263L83 264H85ZM132 263V262H131ZM133 263H134V261H133ZM145 263V264H146ZM156 263H157V261H156ZM173 264H175L174 263V261L172 262ZM171 263V264H172ZM187 263V262H186ZM5 264H7L6 262H5ZM38 264V263H37ZM48 264H50V262L48 263ZM63 264V263H62ZM112 264V263H111ZM155 264V263H154ZM178 264H182L181 263V261H179L178 262Z\"/></svg>","mask_w":264,"mask_h":264},{"label":"clouds","instance_id":"obj_3","mask_svg":"<svg viewBox=\"0 0 264 264\" xmlns=\"http://www.w3.org/2000/svg\"><path fill=\"white\" fill-rule=\"evenodd\" d=\"M35 25H39L41 27V29L43 30L44 28H49L51 29L52 26H55V30L52 31L51 33V38L53 40H56V39H60L62 41H70L68 38H67V34L59 29L55 24H49V23H45V22H38V23H35ZM41 39H47L46 37H41ZM68 45L66 43H59L57 44V51H60L64 48H66ZM66 59H69L71 61V58L70 57H67ZM0 119H2V117H0ZM2 124V123H0Z\"/></svg>","mask_w":264,"mask_h":264}]
</instances>
